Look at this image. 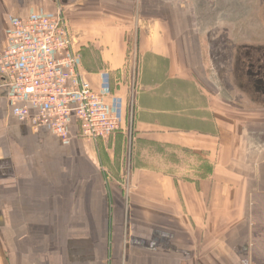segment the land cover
<instances>
[{
    "label": "crops",
    "instance_id": "obj_1",
    "mask_svg": "<svg viewBox=\"0 0 264 264\" xmlns=\"http://www.w3.org/2000/svg\"><path fill=\"white\" fill-rule=\"evenodd\" d=\"M58 8L120 128L62 143L0 82V264H264V0H0V52Z\"/></svg>",
    "mask_w": 264,
    "mask_h": 264
},
{
    "label": "built area",
    "instance_id": "obj_2",
    "mask_svg": "<svg viewBox=\"0 0 264 264\" xmlns=\"http://www.w3.org/2000/svg\"><path fill=\"white\" fill-rule=\"evenodd\" d=\"M0 52V82L15 116L47 127L62 142L75 120L88 142L106 139L120 122L79 69L80 52L61 8L13 18Z\"/></svg>",
    "mask_w": 264,
    "mask_h": 264
},
{
    "label": "flooded vegetation",
    "instance_id": "obj_3",
    "mask_svg": "<svg viewBox=\"0 0 264 264\" xmlns=\"http://www.w3.org/2000/svg\"><path fill=\"white\" fill-rule=\"evenodd\" d=\"M246 54L253 55L254 61H256L260 67H264V43L249 44L247 46Z\"/></svg>",
    "mask_w": 264,
    "mask_h": 264
},
{
    "label": "rangeland",
    "instance_id": "obj_4",
    "mask_svg": "<svg viewBox=\"0 0 264 264\" xmlns=\"http://www.w3.org/2000/svg\"><path fill=\"white\" fill-rule=\"evenodd\" d=\"M257 220H261V215H260V217H259V215H258V218H257ZM259 227V226H258ZM260 228V227H259ZM259 228H255L257 231H261V230H259ZM258 233V232H257ZM259 233H261V232H259ZM258 237H260V236H258ZM256 240H255V242L257 241V242H260L261 240L260 239H258V238H255Z\"/></svg>",
    "mask_w": 264,
    "mask_h": 264
}]
</instances>
